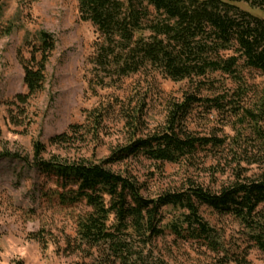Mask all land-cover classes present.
<instances>
[{"label": "trees", "instance_id": "1", "mask_svg": "<svg viewBox=\"0 0 264 264\" xmlns=\"http://www.w3.org/2000/svg\"><path fill=\"white\" fill-rule=\"evenodd\" d=\"M254 10L264 14V0H78L80 20L90 22L99 35L90 61L88 88L93 95L119 89L123 79L145 71L176 83L187 81L192 91L170 103L162 127L146 136H137L143 126L144 103L130 114L120 104L129 137L99 162L43 159L45 148L39 142L33 144L32 163L17 154H0L52 179L61 205L86 209L76 221L78 244L72 252L95 249L102 256L101 264L127 263L138 249L163 237V210L170 207L181 211L167 227L176 241L223 252L224 264H246L245 258L228 255L223 236L201 215L205 208L239 221L250 246L264 254V177L237 178L215 192L188 182L178 191L149 198L132 175L110 169L139 158L179 164L199 150L222 149L225 138L199 136L191 130L194 113L203 118L215 114L224 120L243 114L254 121L264 115L262 108L258 115L244 108L249 89L243 72L264 75V18L253 15ZM11 32L12 28L6 34ZM39 40L28 58L17 54L26 90L17 96L21 102L43 90L45 67L55 49L51 34L41 31ZM262 102L264 106V97ZM106 112L102 105L87 112L88 125L69 126L50 138V144L69 143L71 136L79 134L99 141ZM258 136L264 142V133ZM31 238L44 240L38 233Z\"/></svg>", "mask_w": 264, "mask_h": 264}, {"label": "rangeland", "instance_id": "2", "mask_svg": "<svg viewBox=\"0 0 264 264\" xmlns=\"http://www.w3.org/2000/svg\"><path fill=\"white\" fill-rule=\"evenodd\" d=\"M250 12L264 18L258 11ZM41 31L54 37L55 49L45 67L43 90L21 102L17 96L25 95L26 90L17 54L28 58L31 49L40 44ZM98 38L93 25L80 20L78 0H0V154H17L32 163L33 144L39 142L45 148L43 159L56 156L66 161L99 162L129 137L120 104L130 114L144 103L143 126L137 136H146L162 127L170 103L192 91L187 81L176 83L145 71L123 79L119 89L93 95L88 81ZM243 75L249 89L244 108L258 115L264 109V75L254 70H245ZM100 105L107 112L99 141L79 134L71 136L69 143L50 144V138L69 126L88 125L87 112ZM189 127L199 136L225 138L226 144L220 150H199L179 164L161 165L139 158L110 169L132 175L144 185L143 195L149 198L178 191L188 182L215 192L237 178L264 177V142L258 136L264 133V115L254 121L243 114L224 120L215 114L203 118L194 113ZM56 191L54 181L30 165L0 158V264H101L102 256L95 249L72 252L78 244L76 221L86 209L61 205ZM180 213L165 208L163 237L138 249L127 263L115 264H224L225 253L174 239L167 227ZM201 215L223 236L232 259L237 256L245 258L246 264H264V254L250 246L239 221L205 208ZM36 233L43 242L31 238Z\"/></svg>", "mask_w": 264, "mask_h": 264}]
</instances>
